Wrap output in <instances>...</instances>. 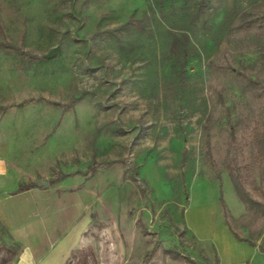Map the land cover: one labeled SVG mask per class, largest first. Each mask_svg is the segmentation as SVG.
I'll return each instance as SVG.
<instances>
[{
    "label": "rangeland",
    "instance_id": "rangeland-1",
    "mask_svg": "<svg viewBox=\"0 0 264 264\" xmlns=\"http://www.w3.org/2000/svg\"><path fill=\"white\" fill-rule=\"evenodd\" d=\"M159 9L0 0V153L22 186H78L89 223L65 264H218L228 229L264 231L232 181L264 207V0ZM17 253L0 221V264Z\"/></svg>",
    "mask_w": 264,
    "mask_h": 264
},
{
    "label": "crops",
    "instance_id": "crops-1",
    "mask_svg": "<svg viewBox=\"0 0 264 264\" xmlns=\"http://www.w3.org/2000/svg\"><path fill=\"white\" fill-rule=\"evenodd\" d=\"M3 137L2 133L0 138ZM18 174L0 153V221L6 238L17 246V263L65 264L89 223L78 186L49 181L48 185L39 184L43 179L49 180L42 173L33 180L35 185L18 191ZM248 225L238 226L244 235L228 229L227 243H216L218 264H264V252L260 250L264 231L250 239L245 235L254 229Z\"/></svg>",
    "mask_w": 264,
    "mask_h": 264
},
{
    "label": "trees",
    "instance_id": "trees-1",
    "mask_svg": "<svg viewBox=\"0 0 264 264\" xmlns=\"http://www.w3.org/2000/svg\"><path fill=\"white\" fill-rule=\"evenodd\" d=\"M166 1H168V0H156V3L158 5H160V9H159L160 11L163 9V6L166 4ZM204 2H205V0H201V5H203ZM255 145L257 147L258 156L262 160H264V137L263 136L257 137V139L255 140ZM232 181H233L234 191H235L238 199L242 202V204H244L248 208L260 207L261 212L264 215L263 205L261 203H259L258 201L254 200L253 198H251V196L247 193V191L242 186V183L236 177L232 176ZM32 185H35V183H30V184L25 185V186L20 185L18 188V191H22L24 189H27V188L31 187ZM236 238L238 240H243V238H240L238 236H236ZM260 250L264 252V245L260 246ZM152 255H153V250H147L142 257L140 264H147L149 262V260L151 259Z\"/></svg>",
    "mask_w": 264,
    "mask_h": 264
},
{
    "label": "water",
    "instance_id": "water-1",
    "mask_svg": "<svg viewBox=\"0 0 264 264\" xmlns=\"http://www.w3.org/2000/svg\"><path fill=\"white\" fill-rule=\"evenodd\" d=\"M39 184L46 185L47 184V180L44 179L43 182H40Z\"/></svg>",
    "mask_w": 264,
    "mask_h": 264
}]
</instances>
